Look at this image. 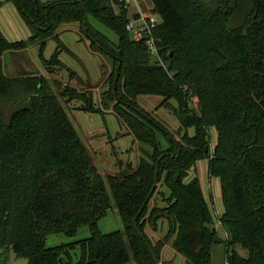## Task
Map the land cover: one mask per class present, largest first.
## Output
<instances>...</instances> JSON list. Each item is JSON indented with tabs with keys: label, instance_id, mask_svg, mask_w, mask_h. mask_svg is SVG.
Instances as JSON below:
<instances>
[{
	"label": "trees",
	"instance_id": "trees-1",
	"mask_svg": "<svg viewBox=\"0 0 264 264\" xmlns=\"http://www.w3.org/2000/svg\"><path fill=\"white\" fill-rule=\"evenodd\" d=\"M6 1L16 5L31 35L11 42L0 31V101L18 103L7 121L0 110V264H9L11 251L28 264H156L153 254L160 262L167 242L185 264H211L213 215L198 180L184 181L201 159L208 160L209 176L221 184L227 264H264V0H217L220 7L213 12L200 0H150L151 14L160 18L155 36L167 68L145 41L132 40L122 1ZM90 16L115 33L117 43L95 29ZM67 23L80 25L92 53L115 62L120 76L115 87L114 72L109 75L104 96L136 142L153 151L136 167L118 161L117 175L100 173L45 77L32 72L10 77L3 71L7 53L32 46L39 48L44 65L64 67L58 31ZM49 40L59 48L46 59ZM60 96L81 100L93 112L89 91L65 85ZM141 96L160 97L159 106L174 112L179 128L173 137L140 108ZM192 97L197 109L190 105ZM102 102L107 106L106 99ZM211 128L217 131L213 149ZM156 168L158 184L169 192L162 194L166 207L148 211L157 184L137 228L135 217L154 185ZM108 187L124 231L99 228L111 208ZM164 220L167 234L153 243L144 226L156 232ZM82 227H88V238L46 246L49 235L74 237Z\"/></svg>",
	"mask_w": 264,
	"mask_h": 264
},
{
	"label": "rangeland",
	"instance_id": "rangeland-1",
	"mask_svg": "<svg viewBox=\"0 0 264 264\" xmlns=\"http://www.w3.org/2000/svg\"><path fill=\"white\" fill-rule=\"evenodd\" d=\"M3 6L0 8V31L11 42L26 40L30 37V29L23 21L16 5L12 1L1 0ZM43 2L54 0H42ZM133 2V1H132ZM142 12L146 15H152V3L150 0H137ZM200 6L206 4V9L209 12L218 9L219 2L217 0H200ZM118 10L117 7H115ZM138 8L130 5L129 14L133 15ZM156 18L160 20L157 15ZM89 22L97 30L105 34L113 43H117L118 37L110 29L102 25L100 22L89 17ZM60 40L64 48L59 55V60L64 67L57 65H44L41 62L37 46L29 47L22 53H7L4 56L3 71L10 77L31 75V72L36 75H42L46 78L48 88L53 93L58 102L64 107L73 126L77 129L85 145L90 150L93 156L94 163L104 176L117 175L121 171L118 161L123 165L127 163L133 164L135 167L139 158L149 160L152 154V148L145 144H139L134 139V136L129 132L127 127L113 112V102L106 98V92L110 90L108 81L109 75L114 72V77L117 74V65L113 60L99 53H92L88 48V42L80 32L78 23H67L59 28ZM59 48L55 40H49L44 50V57L51 59L53 54ZM164 68L168 64L162 59L158 62ZM75 71L79 78L75 80L69 79L70 71ZM65 85L78 87V90L89 91L93 97V112L85 110V105L81 100H70L69 97L60 96ZM90 89V90H89ZM106 99L107 106L102 101ZM162 98L153 96H141L138 98V105L144 112L149 113L154 119L166 126L170 132L176 134L179 128V123L174 112L169 107H160ZM175 106V102H172ZM191 107L197 109L196 99L192 97L190 102ZM18 106V103L6 104L0 101V110L3 111L6 121L9 116ZM192 135L193 131H189ZM181 136H179L180 138ZM158 139L161 141L164 149L168 147L166 140L158 134ZM217 143V131L215 128L210 129V147L211 149ZM198 180L203 190L205 199L212 212L214 223L210 226L211 229H216V244L212 245V263L211 264H227L226 260V244L227 235L221 226L220 217L224 212L222 201L221 184L217 177L209 176L208 160H198L185 178V183ZM111 197V208L107 215L99 221V228L104 233L115 231H124V225L115 206L112 193L108 187ZM162 194L168 197L169 192L165 186L158 184L157 192L149 202V209L154 207H166V202ZM146 217H148V212ZM168 230L166 220L160 221L159 229L155 230L149 226H144V231L150 240L155 243L159 239H163ZM90 235L88 227H82L74 237H68L64 234H52L46 239L47 247H55L70 242H75L88 238ZM224 241V242H221ZM242 255H246V251L238 248ZM161 264H185L184 258L177 253L167 242L161 257ZM9 264H28V260L17 258L11 251L9 255Z\"/></svg>",
	"mask_w": 264,
	"mask_h": 264
},
{
	"label": "built area",
	"instance_id": "built-area-1",
	"mask_svg": "<svg viewBox=\"0 0 264 264\" xmlns=\"http://www.w3.org/2000/svg\"><path fill=\"white\" fill-rule=\"evenodd\" d=\"M119 1L124 2L128 10L130 9V5L138 8V10L133 15H130V20L127 25V30L130 32L132 40L135 42L145 41L152 57L158 62L162 61L158 48L160 39H157L155 36V30L157 29L160 20L156 18V15L144 14L137 0Z\"/></svg>",
	"mask_w": 264,
	"mask_h": 264
},
{
	"label": "water",
	"instance_id": "water-1",
	"mask_svg": "<svg viewBox=\"0 0 264 264\" xmlns=\"http://www.w3.org/2000/svg\"><path fill=\"white\" fill-rule=\"evenodd\" d=\"M119 76H120V71H119V69H118L117 74H116V77H115V82H114L115 87H116V85H117V82H118ZM142 116L145 117V118H147V116H146L144 113H142ZM147 119L149 120V118H147ZM170 136L173 137V133H170ZM157 172H158V168H156V172H155L154 185H153V187H152V189H151V191H150V193H149V195H148L146 201L144 202L143 206L141 207L139 213H138L137 216L135 217V226H136L137 228H138V226H137V219H138V217L140 216V214L142 213V211L144 210V208H145V206L147 205V203L149 202V200H150V198L152 197V195H153V193H154V191H155V189H156V186H157V184H158V181H157ZM179 179H180V176H178L177 180L179 181ZM138 231H139V230H138ZM139 234H140L141 236H143L142 233H141L140 231H139ZM152 254H153V252H152ZM153 256H154V258H155V263H156V264H160V262L158 261V259L155 257L154 254H153ZM130 264H136V263H135V262H132V263H130Z\"/></svg>",
	"mask_w": 264,
	"mask_h": 264
},
{
	"label": "flooded vegetation",
	"instance_id": "flooded-vegetation-1",
	"mask_svg": "<svg viewBox=\"0 0 264 264\" xmlns=\"http://www.w3.org/2000/svg\"><path fill=\"white\" fill-rule=\"evenodd\" d=\"M73 73H74V76L73 75H71V74H69V79L70 80H75V79H78L79 78V75L75 72V71H72ZM74 87V86H73ZM74 88H77V89H79L78 87H74ZM90 90V89H89ZM82 91V90H81Z\"/></svg>",
	"mask_w": 264,
	"mask_h": 264
},
{
	"label": "crops",
	"instance_id": "crops-1",
	"mask_svg": "<svg viewBox=\"0 0 264 264\" xmlns=\"http://www.w3.org/2000/svg\"><path fill=\"white\" fill-rule=\"evenodd\" d=\"M184 258V257H183ZM184 261H185V258H184ZM162 261H160V264H161Z\"/></svg>",
	"mask_w": 264,
	"mask_h": 264
}]
</instances>
